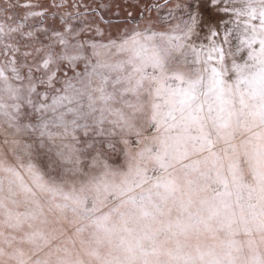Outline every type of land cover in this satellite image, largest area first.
Here are the masks:
<instances>
[{"label":"snow or ice","instance_id":"snow-or-ice-1","mask_svg":"<svg viewBox=\"0 0 264 264\" xmlns=\"http://www.w3.org/2000/svg\"><path fill=\"white\" fill-rule=\"evenodd\" d=\"M0 264H264V0H0Z\"/></svg>","mask_w":264,"mask_h":264},{"label":"rangeland","instance_id":"rangeland-1","mask_svg":"<svg viewBox=\"0 0 264 264\" xmlns=\"http://www.w3.org/2000/svg\"><path fill=\"white\" fill-rule=\"evenodd\" d=\"M17 0H13V3H16ZM19 4L23 5L27 2H31L32 4H37V5H43L46 6L47 4L50 3V0H18ZM163 2V0H161V3ZM17 11L19 13H23L24 9L23 8H18ZM210 18H212L213 20H215V17L213 15L210 14ZM207 35L206 31H202L201 35H200V40L197 41V43H204L207 44L208 40L205 39V36Z\"/></svg>","mask_w":264,"mask_h":264}]
</instances>
